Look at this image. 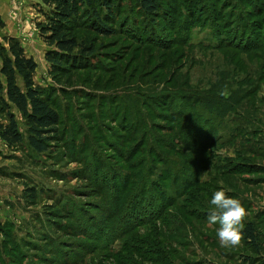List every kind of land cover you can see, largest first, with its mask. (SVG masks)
I'll use <instances>...</instances> for the list:
<instances>
[{
	"label": "rangeland",
	"instance_id": "1",
	"mask_svg": "<svg viewBox=\"0 0 264 264\" xmlns=\"http://www.w3.org/2000/svg\"><path fill=\"white\" fill-rule=\"evenodd\" d=\"M257 1L161 0L160 15L148 18L131 0H116V36L78 32L79 40L95 46L96 66L80 74L67 95L53 93L61 118L55 147L45 154L31 149L27 121L16 110L24 142L9 148L0 139V264H157L150 260L162 255L169 264H264V238L260 255L244 238L237 247H221L219 225L208 224L210 201L223 189L246 208L243 225L264 227V48L256 46L254 57L234 47L218 49V30L210 26H224L240 11H233L235 5L249 25L245 38L263 35L264 10L256 11L264 0ZM41 8L47 10L40 0H0V41L18 39L38 64L36 85L57 91L46 61L51 49L38 28L45 20ZM242 59L250 61L249 71L239 68ZM259 73L262 81L255 79ZM230 83L243 94L255 91L256 106L238 96L210 147L203 146L210 122L195 127L175 113L182 97L152 103L164 107L166 115H158L149 114L138 96L215 92ZM83 87L87 94L76 95ZM217 95L221 104L228 99ZM168 143L181 155L170 153ZM169 155L190 166L183 171L185 191L179 189L183 179L165 166ZM138 187H144L141 193L151 188L143 199L163 204L175 196L181 207L185 193L200 198L196 212L206 222L178 207L158 213L162 206L142 203ZM174 232L187 243L174 247L177 256L158 241ZM156 247L162 250L149 255Z\"/></svg>",
	"mask_w": 264,
	"mask_h": 264
},
{
	"label": "trees",
	"instance_id": "2",
	"mask_svg": "<svg viewBox=\"0 0 264 264\" xmlns=\"http://www.w3.org/2000/svg\"><path fill=\"white\" fill-rule=\"evenodd\" d=\"M115 1L116 0H40L47 10L41 8L40 12L45 20L38 24V28L42 39L51 49L46 53V61L50 64V76L59 87L57 91L46 90L36 85L35 75L38 64L33 57H29L26 54L24 47L18 39L8 36L2 38L4 43L0 41V139L9 148H14L24 142V137L20 131L14 110L27 121L29 135L28 144L31 149L38 154H45L49 149L55 147L54 143L58 141V136L60 135L61 118L59 112L53 105V93L62 92L67 95L69 89H76V86L80 84L79 75L82 73H89L96 66L94 62L96 61L95 57L97 55L95 46L93 44L87 45L84 41L79 40L78 32L80 30H89L91 33L102 37L109 38L116 36L118 30L115 27L117 18L115 9L118 8V6L115 4ZM131 1L134 5H137L143 15L148 18L156 17L161 13V0ZM195 1L196 0H191V4ZM253 1L258 2L257 0ZM247 7L250 6L247 5ZM241 10V8L234 5L233 11H238V13L229 14L224 26H218L217 28L214 23L210 26H212L216 32L218 30L217 38L221 39V42L218 43V49L234 47L242 53L254 57L253 53L256 46H258L259 49L264 48V34L262 35L261 32H259L261 34L255 32L256 36L255 34L252 36L253 40L249 38L250 35L245 38L246 34L244 33L247 31L249 25L245 24L243 21V13ZM263 10L264 4L256 13L258 14V12H262ZM200 12L202 13L203 11L201 10ZM203 15V13L200 14V17ZM204 22L210 21L207 20ZM0 27H4L1 17ZM260 30L259 28L257 31ZM186 39L183 45L187 43ZM256 40H258V43L254 44ZM243 67L249 71L250 61L242 59L239 68ZM252 75L253 74L250 72L248 77ZM254 75H256L255 79L259 78L261 81L263 80L261 73ZM82 84L83 86H89V84L85 82ZM231 85L232 83L227 87L228 90L231 91V94L228 96V99L224 101V105L221 104V101L218 99L219 96L217 95V92L220 95V91L224 87L216 89L215 92L205 90V92L201 93L188 92L185 95V93L182 92L185 89H181L179 91L175 90L176 92H180V95L171 93L170 95H162L157 98H147L142 96L144 92H140L138 96L140 97L139 100L142 106L148 109L147 111L149 114L151 112L158 115H166L160 112L164 107L152 108L154 107V105L150 106L152 103H158V100L168 101V99L173 100V98L182 97L185 102L184 104H176L177 110L175 113L182 116L183 119H186L188 124L193 123L192 125H195V127L201 124V122H210L206 137H202L204 138L203 146L210 147L213 145L214 141H216L215 133L219 131L223 120L228 117L230 112L235 111V105L239 104L237 103L238 96L242 97L240 101H247L244 105L250 106V108L256 106L257 99L254 98L256 97L255 91L252 92L248 90V94H243L238 88H231ZM74 92L76 95L81 96L87 94L88 90L86 91L84 88V90H74ZM245 95L248 97H245ZM171 105H173L172 102ZM165 109H167L166 106ZM133 126L136 127V124ZM196 143L199 145L198 142ZM166 148L171 151L170 153L177 156L181 155V153H178L176 150H172L173 147L170 143L166 145ZM189 153L190 152H187L183 154V156L188 157V155H190ZM168 158L169 160L165 162L168 172L183 179L179 189L185 191L187 179L183 177V171H185L186 168L189 169L190 166L172 158L170 155ZM160 165L162 166V164ZM154 185L155 183H152L151 188L154 187ZM151 188H147V190L149 191ZM143 189L144 187H138L137 192L141 193ZM147 190L141 193L142 203L148 199H143V195L146 194ZM179 196L180 194H178V197ZM32 198L34 199V196H32ZM167 199V202L164 204L160 203L159 200L155 201L148 199V206L158 207L161 205L162 208L158 213L168 211L171 206L178 207L180 211H186L185 214L189 217L191 215H197L196 219H198L199 222H206L204 216L196 212L195 206L198 204V201L200 202V198H191V195L188 196L187 193L182 194V199L184 201L181 207L177 205L178 202L176 199L178 198L175 196H171ZM31 203L34 202L32 201ZM150 212L153 214L157 211L150 210ZM192 230L194 231L193 228ZM263 230L260 231L254 221L243 225L242 234L244 241L252 248V251H254L256 255H260L262 251L261 241L264 238L262 233ZM168 234L171 236L169 232ZM172 235L173 238H168L164 242L163 239L159 238V246L163 245L162 247H165L166 251L170 249L172 255L175 254L177 256V252H174V247L177 245L186 246L187 243L182 235V237H179L180 235H177V233L175 234V232ZM159 250L162 249L156 247L153 248V251L149 249L148 252L149 255L151 253V256H155L159 253L157 252ZM159 255L162 254L160 253ZM168 259V257H163L162 255L160 259L154 258V260L152 259L150 261L157 264H169Z\"/></svg>",
	"mask_w": 264,
	"mask_h": 264
},
{
	"label": "clouds",
	"instance_id": "3",
	"mask_svg": "<svg viewBox=\"0 0 264 264\" xmlns=\"http://www.w3.org/2000/svg\"><path fill=\"white\" fill-rule=\"evenodd\" d=\"M230 91L225 86L220 95L227 98ZM212 205L208 214L209 225H219L216 229L221 247H237L243 239L242 227L247 216V210L239 199L226 195L221 189L215 191L210 201Z\"/></svg>",
	"mask_w": 264,
	"mask_h": 264
},
{
	"label": "crops",
	"instance_id": "4",
	"mask_svg": "<svg viewBox=\"0 0 264 264\" xmlns=\"http://www.w3.org/2000/svg\"><path fill=\"white\" fill-rule=\"evenodd\" d=\"M11 33H13V35H14L15 37H17V35H16L14 32L11 31Z\"/></svg>",
	"mask_w": 264,
	"mask_h": 264
}]
</instances>
